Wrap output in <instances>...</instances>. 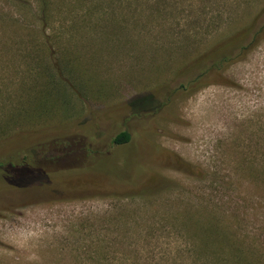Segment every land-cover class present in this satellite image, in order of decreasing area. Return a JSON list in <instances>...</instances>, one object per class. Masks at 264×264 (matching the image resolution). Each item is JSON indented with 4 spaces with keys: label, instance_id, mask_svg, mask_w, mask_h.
Listing matches in <instances>:
<instances>
[{
    "label": "rangeland",
    "instance_id": "rangeland-1",
    "mask_svg": "<svg viewBox=\"0 0 264 264\" xmlns=\"http://www.w3.org/2000/svg\"><path fill=\"white\" fill-rule=\"evenodd\" d=\"M263 4L0 0V264H264V40L194 76Z\"/></svg>",
    "mask_w": 264,
    "mask_h": 264
},
{
    "label": "trees",
    "instance_id": "trees-1",
    "mask_svg": "<svg viewBox=\"0 0 264 264\" xmlns=\"http://www.w3.org/2000/svg\"><path fill=\"white\" fill-rule=\"evenodd\" d=\"M250 24L241 30L236 37H234L232 40H230L226 45L222 46V48H219L218 50L210 51L207 55L203 56L201 59L198 60L196 66H195V74L194 76H197V82L200 81V79L206 77V75H209L211 72H217L219 70H222L224 67L229 66L235 62H239L242 59L245 58L255 47H257L261 41L264 40V4L261 6L257 14L253 17L252 20H250ZM68 57H71L70 53L65 54ZM194 83V82H192ZM78 88V87H77ZM137 103H141L145 106L144 110L136 111L134 110V105ZM164 105V103H163ZM127 108V107H125ZM161 109V106L159 102L151 95L139 98L134 100L131 104H129V108L127 109V116L124 117L121 120H118L116 122L113 121H107V124H110L112 126L111 129H106L107 134L105 135V142L108 146V149H118V151H126L128 148L136 147L138 143L143 138L142 135H140L138 132H140V127H134L130 123H139V121L133 120L140 116L139 113H147L152 111H158ZM133 115H130V111ZM136 111V112H135ZM98 114L93 113V117L95 118ZM133 120V121H132ZM75 123V126H70L71 124ZM67 125H62L60 127L65 128L64 130L68 131V134L70 138L66 137V140H70L72 138H79L84 137V139H87V146L85 151L90 154V149L92 143L96 140V132L93 128V131L87 132L85 128V124L81 125L80 122H73ZM88 124V123H86ZM142 125V124H141ZM105 126V125H104ZM79 127L81 129H77L76 131L70 130L72 128ZM84 128V129H83ZM65 132V131H64ZM54 136H62L61 132H52ZM52 133H48L47 137L51 136ZM24 134V133H21ZM19 134L16 137L21 136ZM65 134V133H63ZM75 134V135H74ZM52 135V136H53ZM82 135V136H80ZM51 136V137H52ZM15 137V138H16ZM14 138V139H15ZM14 139L12 140L11 144L13 143ZM43 141H41L40 144H42ZM52 141H50L51 143ZM35 143V142H33ZM38 143V142H37ZM49 143V145H50ZM9 143V145H11ZM39 144V143H38ZM39 144V145H40ZM105 144V145H106ZM44 145V144H42ZM104 145V146H105ZM131 150V149H130ZM92 155V154H90ZM99 159V158H98ZM90 166V164H89ZM88 166H86L84 169H86ZM20 170H29L26 168L22 169H16L11 171V176L8 180L9 185L17 188H22L17 184L16 178L18 175V172ZM83 170V169H81ZM33 171V170H32ZM80 171V170H79ZM36 172V171H35ZM75 172V171H73ZM39 175H41L46 182H48L47 177L43 176L42 173L36 172ZM69 173V172H68Z\"/></svg>",
    "mask_w": 264,
    "mask_h": 264
}]
</instances>
